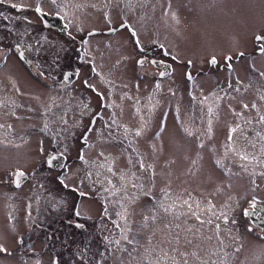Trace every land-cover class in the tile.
Here are the masks:
<instances>
[{
	"label": "rangeland",
	"instance_id": "rangeland-1",
	"mask_svg": "<svg viewBox=\"0 0 264 264\" xmlns=\"http://www.w3.org/2000/svg\"><path fill=\"white\" fill-rule=\"evenodd\" d=\"M15 1L30 4L37 0L11 2ZM36 4L48 9L60 6L59 0L55 4L57 6L51 0H39ZM4 7L0 3V10ZM30 8L31 5L23 10L26 9L23 6V11L13 14V20L9 16H0V53L2 46L13 41L23 45L39 70L47 74L45 67L48 65L54 85L46 87L30 80L11 53L6 55V62H13L16 67H0V245L7 249L6 253H0V264H147V261H156L160 257L158 247L168 244L170 233L164 229L163 244L157 239L151 244L145 243L144 237L149 234L143 232L144 215H150L149 209L161 200L164 207H168L169 202L165 200L170 198L175 199L173 203L176 205L183 204L184 208L178 206V211L164 213L161 222L171 223L174 233L175 225L180 224L181 242L178 247L179 251L189 254L188 264L193 260H196L195 264H201L205 261L204 252L208 264H264V240L253 236L254 226L248 229L247 219L240 214V206L246 204L247 197L264 198V170L260 169L264 168V162L225 158L222 139L208 134L211 132L209 127L212 129L215 124H209L211 112H207V109L212 110L211 105H238L240 99L250 106L264 104V75H261L264 73V53H253L252 44V34L264 32V0H65L61 11L66 27L59 30L39 27L37 16ZM120 22L132 27L136 40L141 44L149 47L163 44L166 57L171 56L166 59L171 60L175 69L157 81V75H150V67L144 70L145 76L140 78H146V82L153 78V81L152 88L143 92L138 83L140 79L132 78L135 84L132 90L137 88L130 96L135 102L140 103L141 97L147 99L151 95L161 101L156 104L150 100L147 104V116L152 121L161 105L158 109L161 118L155 129L136 136L135 132L143 129L133 125L126 140V134L115 135V146L119 150H116L114 158L83 156L82 160L78 152L82 145L80 136L92 112L99 110L95 119L107 127L110 125L109 131L114 130L113 123L117 131L127 127V119L121 117V112L127 107L122 79L127 70L125 63L132 60L136 52L124 27L112 33L90 35L78 43L82 46L79 49L75 47L76 39L85 28L115 27ZM237 50L243 55L230 59L231 67L218 68L222 55L229 53L231 58ZM207 55L216 57V62L199 61V57L206 58ZM80 57L94 59L96 63L97 68L91 65L95 72L88 70L87 63L81 64L80 71V74L90 72L85 78L93 82L95 92L85 86L80 88L74 84L76 81L61 85L55 79L60 76V68L66 66L61 65L62 61L68 64L73 58ZM113 58L116 65L111 66L113 71L109 73L103 66L111 63ZM253 66L260 74L254 73ZM185 67L191 74L189 78L185 75ZM1 75L11 78L14 88ZM252 86L260 94L259 98ZM171 87L179 90L169 92ZM225 91L229 92L222 98ZM204 92L211 98L201 96ZM133 110L138 116L136 109ZM181 122L187 128H181ZM100 132L104 133V129L93 128L86 136L94 152L103 147L101 139L104 136ZM144 137L151 144L146 151L149 160L142 159L145 147L141 142ZM260 138L264 139V136ZM128 141H136L139 146L128 145L131 148L127 151ZM87 146L83 152L89 150L90 145ZM220 147H223L221 151ZM247 148L264 152V142L259 141ZM127 152L132 153L129 156L136 153L135 158L138 159H127ZM52 153H60L64 157L60 169L51 165L53 161L47 163ZM140 163L146 167L151 165V168L141 173ZM109 167L116 185L113 190L95 181V175ZM13 169H21L25 174L19 186L11 182ZM16 177L14 174V179ZM133 182L137 187H132ZM106 190L115 200V241L127 234L139 243L130 245L121 241L120 245L105 249V255L94 256L78 251L81 256L76 258L73 241H64L63 233L68 226L77 228L61 225V213H70L74 206L73 216L86 223V218L96 216L98 202L102 199L106 202ZM185 200L201 216L210 213L212 224L201 225L194 216L181 215L189 212ZM26 206L29 216L37 222L35 228L24 223ZM225 206L233 208L231 216L239 224L237 229L228 225L217 230L216 225L221 227L222 224L215 213L221 212ZM117 212L121 215L118 216ZM176 216L180 219L176 220ZM129 228L130 232L127 231ZM187 228L192 232H185ZM230 233L242 242L240 248L236 251L232 246L218 249L219 256L211 260L206 250L213 247L215 236L223 237ZM193 234V244L187 245L184 236L191 238ZM205 244L208 246H203ZM200 246H203L202 250H199ZM65 247L71 254L67 262ZM133 247L137 251L130 256ZM145 248L149 252L155 248V252L149 254ZM192 252H197L198 258L192 257ZM174 255L177 260L182 259L178 253ZM159 259L160 264H172L171 260Z\"/></svg>",
	"mask_w": 264,
	"mask_h": 264
},
{
	"label": "flooded vegetation",
	"instance_id": "flooded-vegetation-1",
	"mask_svg": "<svg viewBox=\"0 0 264 264\" xmlns=\"http://www.w3.org/2000/svg\"><path fill=\"white\" fill-rule=\"evenodd\" d=\"M12 0H3V2L1 3V5H4L5 7L2 8L1 14L0 16L2 18H4L5 16H9L12 17V20L15 19V16H13L14 13H19L20 11L23 10H27V8L31 5V8L29 9L31 12H33L32 14L36 17V21L39 23V27H43L46 29H55V30H59L60 28H65L66 27V23H63L64 21L62 20L63 18V13H62V9L61 7L64 6V1L65 0H59V4L60 6L57 7H52L50 9L42 7L43 12L55 15L56 20L55 23L53 24H49V23H43L41 21L40 18V14L35 12V8L37 7V2L39 3V0L37 1H32L30 4H22L20 2H11ZM42 1V0H40ZM13 4H17V5H22L21 8H14L11 5ZM40 5V4H39ZM23 6L26 7V9H23ZM23 9V10H22ZM27 13H25L24 16H26ZM9 19H7V21H9ZM1 24H4V22H1ZM122 24L125 23H118L117 26H113L114 29L112 31H109V33L114 32L116 30H118L119 28H123L121 27ZM5 25V24H4ZM13 26V24H10ZM21 26V25H20ZM107 28H110L109 26H107ZM107 28L105 26L99 27V28H85L84 31L82 32V35L80 36V38H77L76 41V48L79 49L82 46L79 45L78 43L81 42V40L86 39L89 35V33H107ZM117 28V29H115ZM127 32H128V38L133 40V48L136 52V55L134 56V58L132 60H127L126 66H127V70L125 71V73L123 74V84H124V88H123V92H126V104L125 106L126 109L124 112H121V117L122 118H126L127 119V127H123V129L121 131H117L116 130V126L113 123L112 128H114V130L109 131V127H107L106 125H104L102 122L97 121V119H95V122L93 123V117H97V114L99 112V110H95L94 112H92L87 120V124L84 127V129L82 130V134L80 136V140H81V144L80 148L78 149L79 152V156L83 155L85 157L91 158V159H111L114 158V156L116 155V150H119L116 146H115V142H114V137L117 133H122V134H126V137L124 138V140L127 139V133L131 132V128L132 126H136V127H141L143 129L142 133L146 134V132H150L151 130L155 129V127L159 124L160 122V118H161V112H158V109L161 107V105H159V107L157 108L156 114L154 116V119L152 121V119L150 117L147 116V111L149 110L147 108V104L150 102V100H154L156 104H160V99H158V97H152V95L147 98V99H143V97H141V102L137 103L133 100V98L130 96V93L133 92L136 88H134L132 90V85L135 86V84H133V79L132 78H139L140 81L138 82L139 85L141 86V91H145L148 88H152V81L154 77V75L158 76V79L156 78V81L167 76L168 74L173 73L174 69L172 66V62L170 59V57H168L169 59H166V55H167V51H165V48L163 44L157 43V45H151L146 46L143 45L139 42V46H137V40L136 37L132 36L131 31L129 30V28L132 29V27H124ZM26 29V28H25ZM133 30V29H132ZM257 36H261L264 37V32H258L257 33H253L252 34V44H253V53H260V51H258L259 48V42L257 41L256 37ZM11 42V41H10ZM129 42V41H128ZM8 43V42H7ZM19 46V47H17ZM154 49V50H152ZM23 53V56L20 55V53ZM8 53H11L12 56L14 57V59L16 60L17 64L26 71L27 73V77L32 80L35 81L36 83L44 86V84L46 85V87H51L54 84L52 83L54 80L52 79V73H50L49 67L46 64L47 67H45L46 69V73H44L41 69L39 70L33 60V58L31 56L28 55L26 48L21 45L18 44L17 42H12V44H7L2 46L1 48V53H0V67L3 66V69L9 66H14L13 62H6L8 59V56L6 57V55H8ZM249 53V52H247ZM241 55V51L237 50L236 55L231 56V61L233 60V58H237L238 56ZM229 53L222 55V63H218V68H223V67H228L231 62L229 61ZM213 58L216 59V57L212 56V55H207L206 58L204 57H199V61L202 62L204 61V59H206V61L208 62V64H213L211 61L213 60ZM185 62H188V59H185ZM83 63H87V68L89 71L92 70V66L96 67V63L94 61V59L91 58H86L83 59L82 57L78 58H73V60L66 64L65 62L62 61L61 65H66L62 68H60V76H56V81H58L61 85H66L72 81H76L74 84L75 85H79L80 88H82L83 86L87 87L89 90H91L92 92H95V88L93 85L92 81H87L89 84H91L93 87L89 88L86 84V76L89 75L90 72L86 73V74H80L81 71V64ZM69 65V66H67ZM112 65H116V62L113 58L112 62L103 66V69H106L108 71H110L109 73H111V71H113L111 69ZM146 67V68H143ZM151 68L152 71L150 72L153 73L154 75L151 76V81L150 82H146V78H140L142 76H145L144 73H142L144 70H147V68ZM97 68V67H96ZM100 68V67H99ZM2 69V70H3ZM185 71L188 70L186 67L184 68ZM150 70V69H148ZM255 70V71H254ZM129 71V73H128ZM253 71L254 73L260 74V71L256 68H254L253 66ZM124 72V71H123ZM132 72H136L139 73V75H135ZM161 73H164V75H161ZM128 74V75H127ZM185 75L188 76V78L191 76L190 73H188L186 71ZM193 75V74H192ZM252 75V74H251ZM65 76H67L68 78L65 79ZM109 76V75H108ZM2 77V75H1ZM155 78V77H154ZM3 80H5L6 82H8L9 84L11 83L12 87L14 88V83L13 80H11V78L9 77H2ZM176 80V78H174V81ZM154 81V82H156ZM112 85H114V82L112 83ZM108 87V86H107ZM253 87V86H252ZM173 90L178 91L179 89L177 87H171L169 92H172ZM108 91H110L108 89ZM253 91L256 92L257 94V98H259L260 94L257 93L256 88L253 87ZM229 91H225V93L222 95V98H225L227 96ZM176 100L178 101V94H176ZM208 96V98H211V95L207 94V92L202 93L201 96ZM134 96V95H133ZM107 97H110V94L107 95ZM218 95H216V99H217ZM152 98V99H151ZM207 99V98H206ZM131 100H133L132 103ZM110 101V99H109ZM177 101H176V106H177ZM113 102V101H110ZM130 103V104H129ZM246 104L243 99H240V103L238 105H234V104H215V105H211L209 107H212V111L211 113L209 112V109H207V112L210 113L209 114V121L211 123H214L215 125L212 127L211 132L208 133L210 136H218V138L220 137L225 145L224 147V151L223 154L221 152V155H223L225 158H227L228 160H252V161H261L264 162V152L258 153V152H254L252 150H250L249 148H247V146H253L255 144H257L259 141L264 142L263 138H260V136H264V122L260 121V117L264 116V104H255L256 107L253 108L252 106L248 105V108L245 109L243 107V105ZM134 109H136V112L138 113V116H135L134 114ZM158 112V113H157ZM177 115L180 117L179 113L177 112ZM181 118V117H180ZM149 119V120H147ZM215 119V120H214ZM111 122V120H109ZM152 121V122H151ZM149 122H151V125L149 126L148 129L147 126L149 124ZM123 124V123H119ZM181 128L185 129L187 128V126H185V123L181 122ZM124 125V124H123ZM89 128H95V129H104V133L100 132V134H102V139H101V144L103 145L102 148H98L97 151L94 152V149H91V144H89V139L86 137L87 134L89 133ZM230 129H235L234 132L231 133L232 139L231 141H229L228 137H229V133H230ZM148 130V131H147ZM192 138H194L193 135H191ZM209 138V137H208ZM211 139V138H209ZM214 140H216V138H213ZM143 141L141 142L145 149L142 152V159L145 160H149L148 155L146 153L147 148L151 145L150 141L147 139V137H144L142 139ZM247 142V143H246ZM90 146H89V145ZM89 147H88V146ZM128 145H133V146H139V144L136 141H128L127 142V151L130 150L131 147H129ZM86 146L88 147L89 150L86 149V152H83V148H86ZM141 146V144H140ZM223 147H220V151L222 150ZM103 153V156H101L100 154ZM140 153V152H139ZM123 154H125V152H123ZM132 153L127 152V159H138L136 156V153H133V156H129ZM151 154V153H150ZM49 155V154H48ZM78 156V157H79ZM124 158V157H123ZM141 158V157H140ZM54 163V162H53ZM64 163V157H63V161L61 163V165L59 166L58 169H60L63 166ZM261 170H264V168H260ZM14 170V169H13ZM12 170V179L14 177L15 172ZM149 170V169H148ZM112 172H110L108 169L106 170H102L100 172V175H95L96 177V182L100 183V184H105L107 185L108 188H112V190L115 188V182L112 180L111 176H112ZM12 181V180H11ZM109 181H111V183H109ZM123 182H120V185H122ZM145 184L147 186V189L149 188L147 182L145 181ZM105 197L106 202L102 199L98 202V206L95 207L97 209L96 211V216L93 218H86L87 222L83 223L80 220H78V217L73 216L75 211V208L73 206V208L70 209V213L66 214V213H61L62 217H61V225H65V227L67 225H73L76 226V228L78 229H70L69 226L66 227V229H64V233H63V239L64 241L71 239L74 243V250H75V257L78 258L81 256V254L78 251H81L83 254L87 253L90 255H105L104 251L105 249H109L111 247H113L115 245L114 241H115V230H114V215H115V209L116 207L115 205V200L111 199L110 197V191L108 190L107 192L105 191ZM108 193V194H107ZM171 200V203H170ZM173 200H175L174 198H170L168 200H165L168 203V208H170V212H175L178 211L179 208H184V206H182L183 204H179L176 205L175 203H173ZM247 202L246 204H242L240 206V214L242 215V217H245L248 221V223L246 224L248 229H251L252 226H254V233L253 236L256 238H259V240H264V226H261L259 224H263L264 225V209L260 210L259 208H252L254 206V203H259V204H263L264 205V198H253V197H247L245 199ZM163 200H161L159 203H162ZM254 201V203H253ZM252 203V204H251ZM171 205V206H170ZM179 206V208H178ZM230 208V210H229ZM247 208V209H251L249 212L252 213L253 218L259 223H253L249 217L243 213V209ZM105 209H107V213L105 212ZM194 208H192L193 210ZM49 211V210H48ZM233 211V208L231 207H223L221 212H216V217L218 216L219 219L221 220V224L222 226L219 227L223 228V227H227L228 225H231L234 227V229H237V225H239L237 222H235V218L234 216H231ZM248 211V210H246ZM25 215H24V223L27 226H38L36 225L37 222L31 218V216H29L30 214H28L29 209L28 206L25 207L24 209ZM50 213V211H49ZM158 213L161 217H163V209L160 208L158 209ZM227 217V223L224 220V217ZM202 219H204L205 221H207L211 216L210 213L207 214L206 216H201ZM194 220L195 217H194ZM234 221V222H233ZM173 222V221H171ZM31 223V225H30ZM145 223V222H144ZM57 225H59L56 222ZM78 225H80L78 227ZM175 225V222H174ZM34 227V228H35ZM149 228H154V229H149ZM48 229V228H47ZM70 230V231H69ZM155 232H154V231ZM218 230V229H217ZM143 232L145 234H149V236L144 237V242L148 243L149 242V238L152 239V241L154 240H158L163 244L164 241V228H163V223L161 222V220L158 223H153L151 221L148 222V225L145 226V229H143ZM151 232H153V236H151ZM175 233L172 232L169 236L170 239L172 238V235H174ZM211 241V239H210ZM213 243V247L206 250V252L208 253V256L210 257V259L212 260L213 257L217 258L219 255H217L216 250L220 249H225V248H229L232 246V248L236 251L237 249L240 248V246L242 245V242L236 239V235L233 234H227L222 236H215L214 240L212 241ZM257 245V244H256ZM64 246H66V244H64ZM173 245H168L166 244L165 246H163L162 248L164 250H168L170 249V247ZM203 246H208L207 244L203 245ZM203 246H200L199 250H202ZM68 248V247H67ZM67 248H64V254H65V262H67V257L69 254V251L67 250ZM69 249V248H68ZM161 248L158 247V253L160 254V257L163 258V254L160 251ZM203 252V251H202ZM216 252V254H215ZM106 253V252H105ZM80 255V256H79ZM171 255H174V253H172ZM93 256V257H94ZM204 256V260H206V254L204 252L203 254ZM159 257V258H160ZM237 257V256H236ZM235 257V258H236ZM71 260V259H70ZM81 260V258H80ZM165 262H168V260H164ZM179 261V260H177ZM196 260H193L192 262H190V264H195Z\"/></svg>",
	"mask_w": 264,
	"mask_h": 264
},
{
	"label": "snow or ice",
	"instance_id": "snow-or-ice-1",
	"mask_svg": "<svg viewBox=\"0 0 264 264\" xmlns=\"http://www.w3.org/2000/svg\"><path fill=\"white\" fill-rule=\"evenodd\" d=\"M2 2H3V0H0V3H2ZM51 3L55 5V4H57V0H51ZM11 6L14 7V8H21V7H22V5H17V4H13V5H11ZM35 12L38 13V14H40V13L43 12V10H42V8H41L39 5H37V7L35 8ZM66 14H67V13H65V15H66ZM121 27H129V26L125 23V24H122ZM129 30L131 31L132 36L135 37V36H136L135 31L132 30L131 28H129ZM93 34H94V33H89V35H93ZM256 39H257V41L259 42V45H260L259 48H258V51H260L261 53H264V37L257 36ZM137 46H139V41H138V40H137ZM17 47H19V46H17ZM20 55L23 56V53L21 52ZM241 55H243V53H241ZM227 59L230 60L231 58L229 57V58H227ZM211 62H212V63H215V62H216V61H215V58H213V60H212ZM229 67H231V65H229ZM92 71L95 72L96 69L93 68ZM161 75H164V73H161ZM261 75H264V73H261ZM67 78H68V77L65 76V79H67ZM85 84H86L89 88H92V87H93V86H92L91 84H89L87 81H85ZM157 87H159V85H157ZM243 107H244L245 109H247V108H248V105H247V104H244ZM252 107L255 108L256 105L253 104ZM211 111H212V110L209 109V112H211ZM97 115H98V114H97ZM260 121H261V122H264V116H261V117H260ZM94 122H95V117H93V123H94ZM210 123H211V122L209 121V124H210ZM108 127L111 128L110 125H108ZM92 130H93L92 128H89V131H92ZM186 131H187V130H186ZM209 131H211V128H210V127H209ZM234 131H235V129H230V133H229V137H228L229 141H231V139H232L231 133L234 132ZM141 134H142V132H141L140 130H137V131L135 132V135H136V136H141ZM188 135H192V133L188 132ZM100 155L103 156V153H101ZM80 158L83 160V159H84L83 155H81ZM55 159H56L55 156L51 157L50 160H49V163H51V161H53V160H55ZM150 168H151V165H149V166L146 167L143 163H140V164H139V170H140L141 173L148 171V169H150ZM108 170L111 172V171H112L111 167H109ZM24 175H25V174H24L23 172H17V177H18V179H17V181H16L17 186H19V184H20L22 178L24 177ZM133 175H137V174H136V173H133ZM121 179H123V177H121ZM137 179H139V176H137ZM109 183H111V181H109ZM132 187H133V188L137 187V185H136L135 182L132 183ZM106 191H107V190H106ZM80 195L83 196V195H85V194H84V193H80ZM165 195H167V193H165ZM184 203L188 205L189 212H188V213H183V214H181V215H184V216H186V217H187V216H194L195 219L197 220V222H198L199 224H201V225H203V224H205V223H207V224H212V220H211V219L205 221L204 219H202V217H201L200 214H198L197 212L193 211V210H192V205H191L187 200H185ZM253 203H254V201H253ZM160 208L163 209V212L165 213V215H167V214L170 213V208H168V207H164V205H163L162 203H159V204L153 205L152 208L149 209V212H150L151 214H150V215H148V214H145V215H144V222H145V224H144L143 226H147L149 221H151V222H153V223H158L160 220L163 219V217H161V216L159 215V213H158V209H160ZM107 211H108V210L105 209V212H106V213H107ZM125 211H127V210L125 209ZM76 214H77V215H80L79 212H77ZM116 214H117L118 216L121 215L120 212H117ZM175 219H176V220H179V219H180V216H176ZM217 219H219V217H217ZM224 220H225V222L227 223V217H226V216L224 217ZM233 222H234V221H233ZM79 226H80V225H78V227H79ZM117 227H120V226L117 225ZM219 227H220V225L217 224V225H216V228L219 229ZM163 228L169 230V233L171 234V233H172V229H173V225H172L171 223H164V224H163ZM175 229H176L175 234L172 235V238H171V239L167 240V243L170 244V245H173V246H172L170 249H168V250H164L163 248H161L160 251H161L162 254H163V259H164V260H171V261H172V264H188V259H187V257H188L189 254L186 253V252H181V251H179V247H178L179 244H180V242H181V234H180V231H179V229H180V224H179V223H177V224L175 225ZM127 231L130 232V231H131V228L127 229ZM184 231H185V232H192V229H191V228H187V229H185ZM197 231H199V229H197ZM194 239H195V234H193V236H192L191 238L188 237L187 235L184 236V241H185V243H186L187 245H192ZM121 241L126 242L127 244H130V245H131V244H138V243H139L138 241H134L133 239H130L129 236H128L127 234H123L122 237H121V239H120V240H116V241H114V243H115L116 245H120V244H121ZM151 243H152V239L149 238V244H151ZM120 250H121V251H126L127 249H120ZM136 251H137V249H136L135 247H133L132 250L129 252V255L132 256V253H133V252H136ZM6 252H7V249L4 248L2 245H0V253H6ZM145 252H149V249L145 248ZM151 252H155V248H153V249L151 250ZM151 252H149V254H151ZM172 253H178V254H179V257H181L182 259L179 260V261H177L176 256H175V255H171ZM191 256L194 257V258H198V253H197V252H192V253H191ZM132 258L135 259V257H132ZM147 264H160V259L158 258L156 261H147ZM201 264H208V262H207V261H202ZM213 264H215V262H213Z\"/></svg>",
	"mask_w": 264,
	"mask_h": 264
},
{
	"label": "water",
	"instance_id": "water-1",
	"mask_svg": "<svg viewBox=\"0 0 264 264\" xmlns=\"http://www.w3.org/2000/svg\"><path fill=\"white\" fill-rule=\"evenodd\" d=\"M40 18L42 19L43 23H49V24H53L55 22V20H56L55 15H52V14H49V13H46V12L40 13ZM51 18H54V19H51ZM112 30H113V27L107 28L108 32L112 31ZM53 156H55L56 159L53 160L54 163L51 161L52 162L51 165L54 166V167H59L61 165L62 161H63L62 154H60V153H52L50 157H53ZM47 163L49 164L48 158H47ZM17 172H23V171L18 170V171H16L15 175H17ZM17 179H18V177L13 179V182L16 183ZM254 207L255 208H259L260 210L264 209V205L263 204H259V203H254V206L252 208H254ZM252 208L251 209L244 208L243 209V213L246 214L253 223L259 224L253 218L252 213L249 212L250 210H252ZM246 210H248V211H246ZM259 225L264 226L263 224H259Z\"/></svg>",
	"mask_w": 264,
	"mask_h": 264
}]
</instances>
